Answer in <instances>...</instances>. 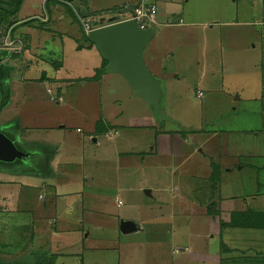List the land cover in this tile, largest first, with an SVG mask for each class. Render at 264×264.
<instances>
[{
  "label": "rangeland",
  "instance_id": "rangeland-1",
  "mask_svg": "<svg viewBox=\"0 0 264 264\" xmlns=\"http://www.w3.org/2000/svg\"><path fill=\"white\" fill-rule=\"evenodd\" d=\"M0 1L3 3L1 8L3 7L9 12L13 11V7L7 6L5 4L9 3L10 0ZM64 1L68 2L67 0H22L20 10L17 12V14L8 16L7 20L0 24V50H2L4 58L2 63H4V67L9 71L4 81L7 91L10 88L9 91L11 95V87H13V89L15 88V91L18 90L17 96H21V99L23 100V97L30 94H32V97H35L38 100H44L42 101V104L40 103L41 106H43L41 109L35 106V104L30 103L28 100H22L21 103H19L17 100L18 102L16 101V103L13 105L12 110L9 112V116L8 114L5 115L6 122L8 121L6 123L7 125L11 126L8 123L13 121L12 127H7L6 129H2L1 127L0 131L11 138H15L13 137L14 135H23L27 138L30 137L29 139L40 141V139L47 140L51 136L46 134L47 129H36V132H34L33 128L47 127L53 124L55 125L57 131L63 130L64 132L62 138L59 136H55L54 138L61 140L60 145L63 146H60V148H63V152L60 154L59 160H62L63 157H65V154H76L79 156L81 152L82 154L85 152V155L87 154V156L95 154L97 163L96 166L90 171L92 173V179L86 184L83 183L85 181V177L81 178V176H71L73 180H76V183L73 184L72 188L68 185H64V188H62L59 185L60 182L63 181L61 174L57 175L56 172L54 173V180L57 182L58 186L54 185L55 187H53L52 191L58 195H61L65 192H71L72 190L73 194H84L81 201L83 202V207L86 209L85 213L87 212V214L85 215L83 213L84 215H79L77 212H75L73 215V213L65 212L64 216H55L57 211L64 210V208L61 207V209H58L56 212L55 209H53L51 212L48 207L42 208V210L41 208L37 209V207H40V204L42 205L45 201H49L51 197L49 194L46 195L44 190H39V193L44 199L42 201L38 200L37 196L39 193H37V191H30V189L24 188L22 185L29 183L30 181L35 184L39 182V175H43V166L47 163L45 155L43 154L44 150H42L45 148V144L20 143V147L23 150H30L32 153L35 152L39 155V158L37 159L34 157L33 161H31L34 162V168L31 167V163L29 162L28 166H23L22 171L18 170L15 172L14 170L0 166V198L3 196H8L13 201L11 205L14 206L13 209L19 207L18 212L0 211V264L42 263L41 260L34 257V246L28 245L31 243V235L34 226H36L34 216H38L40 213L41 216H44L45 218L48 217V220L59 219V225L61 226L73 225L75 228H77L78 231L76 232V236H78L79 239L85 238L86 240L84 252L83 255L81 254V257L84 255L87 257H94L92 259L95 263L97 262L98 258H100L103 262L98 264H137V260L142 261L143 264H156L158 258L161 256L151 254V251L146 247L145 239L156 237L157 235L159 237H164L166 240L175 238L174 234H172V223L170 224L164 220V222H162L160 225H156L155 227H159V230L165 228V232L159 231L157 235L156 232L152 230L153 228L149 227V225H145V231L143 233H136L129 237L120 236L116 224L120 217L128 215L133 216L135 213H137L135 217H139L138 220H142L144 217L147 221L152 219L154 214L151 213L146 216L147 213L144 211L147 210L148 212L150 210H154L153 205L155 204V199H147L145 196H143V190H153L155 198L157 197V191H164L162 193L163 196L169 199V203H172L171 195L176 193L175 188H177L180 183H185L186 185L187 179L185 177V173L189 171L191 165L193 166V163L191 162L190 165L188 162L186 166L180 168V171L176 175H171L168 173L172 167L166 163L165 158L170 156L169 154L171 152L168 149V146L172 141L171 140L163 144H158L159 149H161L160 145H164L166 148L162 151L163 153L158 152L155 157H151V155L146 153L142 155H140L141 153L138 155H124L129 159V161H138L140 164L141 158L145 157L144 164L147 169H144L143 173L138 170H133L131 167V173L128 174H124V172H128L125 170V168L121 170L116 169L117 166H122V163L120 162L118 165L116 164L117 166H114L116 161L115 159L117 158L114 154V150L117 152V155L119 153L125 152L137 153L141 152V150L145 151L146 148L148 149V146L155 144L154 142L156 140L153 137L152 131H147V141H144L145 143L147 142L146 147L144 148L143 146H138L135 148V150L131 148L132 145L128 144L127 138L132 137V135L135 134L134 130L136 129H130L128 127L130 126L128 122V116L135 109H138V107L133 105L132 102H127L126 97L122 96L121 92L117 93L119 86L115 82H98L100 78H103L102 76H104V73H99L98 70L93 72V70H91V61L81 60L78 62V60L74 59L71 55L72 53L70 47L67 46L65 47H67L66 54L68 59L66 62H64L62 60V42L64 41H62L60 36L61 34L73 36L80 35V42L86 43V41L81 37L83 28L85 29L88 26L91 29H94L101 27L100 25L105 26L128 17L119 13L122 10L121 7H114L110 10L108 8L111 3H120V5H122L124 0H91L92 4H89L90 0H81V6H83L84 12L82 10H78L77 8H74L73 10L69 6H67L69 7L67 8L64 6L67 5ZM217 1L221 0H210V9L212 13H209V15L212 17L209 19V21L211 22L215 21L216 19L217 12L214 10V5ZM146 2L148 3L149 0ZM254 2H260L261 5H255V7H252V10H250L251 6L249 7L246 4V0H235L234 3L229 2L227 5L223 3L222 4L224 5L223 7H226L223 10L231 13V15L235 12H238L239 16H241L238 20L245 19V16L249 17V15L254 14L255 16L251 17H257L259 18V21H261L264 19V7L262 5L263 1L254 0L253 3ZM52 5H58L60 10L63 9L68 13L64 15V19L58 24L52 22L44 23L41 21L42 18H48L51 16L49 9ZM232 6H234V9L231 8ZM19 22L23 23L17 25ZM85 24H87V26ZM12 26H14V28L11 30ZM93 26L94 28H92ZM215 27L216 26H213V30H206L207 34L212 35L216 33V28L218 26L216 28ZM172 29L174 31H187L185 27H174ZM223 29H225L224 34H229V31H233L242 35L243 38L241 40V44L245 50H248V42L249 44L251 42L256 44V42L258 43V41H260L261 46L263 47L261 51H264V39L258 38L259 36L261 37V35H263L264 23H256L251 26L237 27L235 29L223 27ZM27 32H29L31 35H26L25 33ZM51 36L56 38L55 42L51 41ZM28 42L30 43L32 50L34 52L37 50L38 54L37 58L34 57V59L36 58L35 61L33 59L34 63L32 64L33 66L29 74V79L34 82L40 81L41 83H43L41 80L42 77L46 76V79H48V84L46 85H37L28 88L29 91H35L36 94L29 92L25 87L19 88L17 83L13 85L14 83L12 84V79L10 78L11 74H9L16 65L23 64L24 55L22 52H25V50L29 48L27 45ZM44 47L46 48L43 51L42 49ZM154 47L155 46H153V50ZM180 49L178 53L181 52L180 55H182V63L187 65L185 68L184 65H182L184 71L181 73L185 78H182L181 81L178 82L172 80L168 83L167 87H169V90L171 91L169 92V95H167L165 92V81L161 80V86L165 93L161 103L162 112L164 116L169 118L171 117L167 115H172L174 119L172 120L176 121V123L172 124L166 122V130L175 131L179 129V124L182 127L184 126L185 130L186 128L189 130H196L200 129L201 127L212 129L213 131L210 133L217 134L216 139H214L210 145L214 157H217L218 154H221V152H227L231 154L238 150H247L251 145L254 147L253 152L255 154H259L258 151L264 153V135L260 134L256 137L250 134L242 135L241 132L264 131V69L257 70L258 76H260V81L255 73H251V76H249L250 74L247 76L245 75L240 80H238L241 77L240 74L237 73L236 78L234 75L229 74L226 77V81H228V83H226L227 86L222 89V87L219 86V76L217 75L222 71V64L220 62L221 55L218 54L217 51H213V73L215 82L211 85H206V83H203L204 85H197V83L194 82L196 67L192 61H186L187 55H192L190 52L191 48L182 47V50ZM153 50L151 47H147L143 53V58L152 75L156 76L158 73L153 70L152 64L149 60V54H151ZM248 57L250 61L247 64L251 63V69L258 57L254 51H251ZM37 59L39 61H37ZM240 59L243 61V56H240ZM211 61L212 58L210 62ZM238 61L239 59H237L235 62ZM77 72L94 74V77H82L81 79H77L74 78ZM245 77L248 78L243 80ZM57 79H60V84L58 83L59 81H57ZM186 79L189 80V82L186 81ZM233 81L237 82L233 84ZM64 83H69L71 86H63ZM84 83H88V85L81 88L78 86V84ZM57 85L60 87L62 86L60 94L56 90ZM48 88L52 90L51 94H47L46 90ZM197 91H202L203 96L198 98L196 96L198 93ZM107 92L112 95H109ZM51 95L60 96L62 99L59 102L50 101ZM114 97H119V100L115 102L116 105H113L112 103V98ZM167 97L169 98V102ZM58 104H60L59 111L49 110V106L54 107L53 110H55V106ZM117 105H119V107ZM52 112L60 113L62 118L57 119L56 121H47L46 116ZM17 113H19V116H17ZM115 113H118V116L115 121L116 123L114 122L113 125L116 126L117 134L100 138V144L97 147H95L94 144H90L91 140L86 139L90 132L95 133L96 131L99 133L100 130L97 129L109 125L108 123L110 122L106 123V120L111 118V116L113 118ZM33 114H35V116H33ZM15 117L16 121L13 119ZM14 123H18V125H14ZM96 124H99L98 127H96ZM18 126L21 128V130L18 128ZM60 126L64 127L60 128ZM110 126L113 127L112 125ZM30 129L32 132L28 133L27 131ZM77 129L79 131H77ZM221 131H224L225 134L229 132L230 136L222 134ZM111 133L113 134L115 132L112 131ZM90 135L98 136L96 133ZM83 137H85V139H83ZM86 141L87 145L83 147L82 143H85ZM144 142L142 144H145ZM187 143L188 144H182V149H180V147L177 153L173 154V156L181 155V152L183 151L181 156L176 157L184 158L186 156L185 150H188L189 152L191 149L190 145L192 142L190 139H188ZM70 156L74 159L73 155ZM50 157L51 156H49L48 153L46 158L49 160ZM228 157L231 156H227L226 158ZM226 158V164L228 165L227 168L231 169L233 172H236L237 169L234 166L235 163H233V160L229 161ZM73 159H67L71 162H66L67 166L73 163ZM36 161L40 162L38 165L36 164L37 166H35ZM64 161L65 159L61 162L60 167H58V171H63L65 169L64 167H66V165L64 164ZM246 161L255 165L256 163L259 165L264 164V158L259 159V157L252 158L251 160L248 159ZM140 166L141 165H139V167ZM27 167L30 169H27ZM66 169L76 170L79 168L69 167ZM249 170L250 169L242 170L240 174H231V171L223 175L221 182L223 181L224 186L226 183L228 185L226 188H224L221 185L219 179V184L221 186L219 187L220 193L225 195L226 193H242L243 190H241L240 186L236 185V180L234 178H238V183L241 184V180H243L245 176H248ZM262 174H264V171L263 173H260V179H255V181L252 182L253 184L252 186H249L247 193L254 195L255 191L260 192L264 190V177H262ZM199 177L201 178L203 183L202 185L204 186L205 183L202 179V176ZM118 185L119 187H123V191L119 192L121 197L119 201L122 205L119 208L116 206L117 194L115 191L116 186ZM88 192H95V194L100 195V198L95 199L94 201L87 199L86 195ZM24 194L27 196V203L25 205L26 208H24L25 206L23 205L21 206V204L18 202L19 197L22 199ZM257 198L258 199L256 200L247 199L246 202L248 207L255 210H264V198ZM134 206L140 207V211H138ZM239 206L241 207V205ZM243 207L244 206H242L241 209H243ZM246 208L247 207L245 204V209ZM184 216L185 215L181 216V222L184 220ZM199 217L200 216H197L196 220H198ZM168 218H170V215ZM80 220H84V224L79 225L78 223ZM90 225L92 228H89ZM207 226L208 223L205 221L204 223L198 224L195 229L193 228L191 230V232L194 234L200 235L198 238V243H196L197 247L193 248V251H214L217 249L219 240L216 236L217 233L213 231L214 229L208 230ZM97 227H99V229ZM146 228H149L151 232L148 231V229L146 230ZM226 236L233 237V239H235L234 241L238 245L242 247L244 246V251H248L254 255H258V253H256L258 251L261 253L264 252V233L261 231L228 230V234H225L222 237L223 242H226ZM66 237L68 239L71 238L72 232L67 234ZM126 241L131 243L130 247H127L128 250L125 251ZM178 241L184 242V239L182 237H178ZM93 242H100L101 244L99 243V245L94 246ZM26 245V249L22 252L21 249ZM230 245L228 244L227 246ZM174 247L175 246L173 244L169 243L163 248L162 257L165 256L166 261H169V263H171L173 258L172 249H174ZM76 249L77 246L74 244H55L53 250L55 251V254H60L55 264H81L80 256H77V252H75ZM18 251L20 253H18ZM190 251L191 250H189V252ZM67 255L69 256L67 257ZM82 264L93 263L84 258ZM197 264H199V262Z\"/></svg>",
  "mask_w": 264,
  "mask_h": 264
},
{
  "label": "crops",
  "instance_id": "crops-1",
  "mask_svg": "<svg viewBox=\"0 0 264 264\" xmlns=\"http://www.w3.org/2000/svg\"><path fill=\"white\" fill-rule=\"evenodd\" d=\"M63 1V0H62ZM68 2H65L71 9L74 10V8H77L78 10L83 11V6H81V0H67ZM123 1V0H122ZM121 1V2H122ZM147 0H124L123 4L120 5V3H111L110 6H108L109 10L114 7H121L122 11L121 15L128 16L129 18L134 13V11L138 8H150L155 7L157 8V13L154 17V21L152 23H149V28H153L155 33L153 36L152 41L150 42V45L148 47H151L154 50L151 54H149V60L152 64L153 70H155L158 75L155 77L165 81V92L167 95H169L168 83L172 80L175 82L181 81L182 78H185L184 75L181 73L184 71L183 69L187 66L182 63V55L178 53L179 49L182 50V47H190L191 56L189 54L187 55L186 61H192L195 65V79L194 82L199 84L206 83L211 85L215 82V77L213 73V51H217L218 54L221 55L220 62L222 64V71L221 73H218L219 76L218 83H220V87L224 89L228 83L226 81V77L231 74L234 75L236 78V74H240V80L243 76H251V73H255L258 76L257 70L264 69V51H261L263 48L261 46L260 41L258 43L249 42L247 43V49L245 50L241 44V40L243 38L242 35H240L237 32L229 31V34H224L223 27H228L230 29H235L237 27H247L251 26L253 24H260L264 23V19L259 21V18L257 17H251L255 16L254 14L249 15V17L245 16V19L238 20L241 16H239L238 12H235L231 15V13L227 12L225 9L226 7H223V4H229V2L234 3L235 0H221L215 2L214 10L217 12L215 21L211 22L209 19H211L212 16L209 15V13H212L211 7H210V0H149V2H146ZM254 0H246V4L250 7V10H252V7H255V5L260 4V2H254ZM262 5L264 7V0ZM89 4H92V1H89ZM223 3V4H222ZM253 3V4H252ZM149 4V5H148ZM67 7V8H69ZM231 8L234 9V6ZM76 9V10H77ZM244 9V7H243ZM50 13L51 16L48 18H42L41 21L44 23H56L58 24L61 20L64 19V15L68 14L65 10L61 11L60 7L58 5H52L50 6ZM108 10V9H107ZM242 11V10H241ZM84 12V11H83ZM87 12V11H86ZM89 16V15H88ZM127 17V18H128ZM89 18V17H88ZM247 19V20H246ZM187 23H186V22ZM211 22V23H210ZM86 25V24H85ZM103 26V25H100ZM213 26H218L217 32L210 35L207 34L206 30L210 29L213 30ZM174 27H185L187 31L184 30H177L174 31L172 28ZM90 28V27H89ZM94 28V26L92 27ZM238 31V30H237ZM84 28L81 37L84 39ZM26 35L30 36L31 34L29 32L25 33ZM60 38L62 39V45H63V54H62V60L64 62L67 61V54H66V48L70 47L71 55L74 59L78 60L80 62L83 61H91V70L93 72L95 70H99L104 65V60L100 57L98 51L96 50L95 46L88 42L86 39V43L80 42V35H67V34H61ZM258 38L264 39V30L263 35ZM51 41L55 42L56 38L51 36ZM22 44V43H21ZM29 46L28 49L25 50V52H22L24 55L23 57V64L16 65L13 70L9 73L11 74L10 78L12 79V84L20 87H25L27 90L30 87H34L37 85H46L48 84L47 77H42L40 81H32L29 79V74L32 69V64L34 57L37 58V50L34 52L32 50V47L30 43L27 44ZM67 46V47H65ZM46 47H44L42 50L44 51ZM215 49V50H214ZM251 51L256 52V55L258 57L257 61L254 62L253 67L250 69L251 63L247 64L249 60V53ZM183 52V51H182ZM185 55V54H184ZM216 55V53H215ZM240 56H243V61H241ZM35 58V59H36ZM212 58V61L210 62ZM34 59V61H35ZM189 59V60H188ZM237 59H239L238 62H235ZM37 61H39L37 59ZM211 65H210V64ZM186 64V62H185ZM68 66L67 64H65ZM184 65V68L182 67ZM99 67V68H98ZM94 68V69H93ZM98 68V69H97ZM231 72V73H230ZM233 72V73H232ZM235 72V73H234ZM241 72V73H239ZM83 74V75H82ZM94 74H86L82 72H77L76 76L74 78L81 79L84 78H93ZM103 78H100L98 82L107 81L105 83H108L110 81L115 82L118 86V92L122 93V96L126 97L127 102H132L133 105H136L138 109H135L129 117V125L130 129H136L135 134L132 135V137L127 138L128 144L132 145V149L135 150L138 146H143L144 148L147 145L146 134L147 131H152L153 137L155 138V144L149 145L148 149L146 148L145 151L141 152H125V153H119L117 155V152L114 150V154L117 157L115 160V165L117 166L120 162L122 163V166H117V170H121L125 168L128 172H124V174L131 173V168L133 170H138L143 173L144 169H147L145 166V157L141 158V164L138 161H129L127 157L124 155H140L146 153L151 155V157H155V155L158 154V152H162L166 147L164 145H160V148L158 147V144L170 142L168 149L170 150V156L165 158L166 163L172 167V169L169 170V174L176 175L180 171V168L183 166H186L188 162L191 165V162L193 163V166L191 165L189 171L185 173V177L187 179L186 185L185 183H180L177 188H175L176 193L171 195V202L169 203V199L165 196H163L162 191H157V197H154L153 190L150 189H144L143 190V196H145L147 199H155L154 200V210H150L147 212L145 210L144 212L147 213L146 216L153 213L154 216H152V219L149 221L145 220V217L142 218V220H138L137 217H135V214L133 216H122L118 219V222L116 224L118 233L122 237H129L131 235H134L136 233H143L145 231L144 227L145 225H149V227L153 228L152 230L156 232V235L159 231L165 232V228L159 230V227H155L156 225H160L164 220H166L168 223H172V234H174L175 238H171V240H166L164 237H159L158 235L156 237H151L149 239H145L146 247L151 251V254H155L157 256H161L158 258V261L156 264H264V252L261 253L260 251L256 252L258 255H254L253 253H249L248 251H244V246L238 245L233 239V237H227L226 236V242L232 246H227L228 244L224 241H222V237L225 234H228V230H256L261 231L264 233V210H255L247 205V199H253L256 200L259 198H264V190L262 191H255L254 195H251L248 192L249 186H252V182L255 181V179H260V173L264 171V164L259 165L258 163H248L246 160L252 159V158H264V153L259 152V154H255L253 152L254 147L251 145L248 147L247 150L242 149L238 150L236 152H233L231 154L227 152H221V154H218L217 157H214L213 152L211 151V143L216 139L217 134L216 133H210L213 130L208 128H200L196 130H189L185 127L181 126L179 124V129L175 131H167L166 130V122L168 123H176V121H173L172 115L170 116L172 121H163L160 122L156 120L153 117V114L151 110L148 108L146 103L138 96H135L133 91L129 88L127 83L124 81V79L117 75V74H106L104 73ZM248 77H245L243 80H245ZM258 79L260 81V76H258ZM60 84V79H57ZM186 81L189 82V80L186 79ZM65 82V81H64ZM79 82V81H77ZM237 81H233L232 83L235 84ZM94 84V83H93ZM71 86L69 83H64L63 86ZM88 83L84 84H78V86L86 87ZM196 85V86H197ZM204 85V84H203ZM205 85V86H206ZM62 86L60 87L57 85V92L60 94ZM15 89V88H14ZM13 87H11V95H10V88L8 89L7 98L5 99L4 104L0 107V128L6 129L7 127H12V123H8L11 126L7 125L6 123V117L5 115L8 114L10 110H12L13 105L18 100L19 103L23 99H21V96H17L18 90H14ZM37 89V88H36ZM29 91V90H28ZM27 91V92H28ZM214 91V90H213ZM16 92V93H15ZM31 92V91H29ZM47 94H51L52 90L48 88L46 90ZM198 93L196 96L198 98L203 96L202 91H197ZM15 93V94H14ZM31 93H35V91H32ZM109 95V92H107ZM30 94V93H29ZM66 94V91H65ZM263 94V92H262ZM261 94V97H262ZM57 95V94H56ZM33 95H26L23 101L28 100L30 103L35 104L38 108L41 109L42 99H37L35 97H32ZM260 97V98H261ZM168 98V97H167ZM166 98V99H167ZM58 99V100H57ZM60 96H50V101H61ZM38 100V101H37ZM119 100V97L112 98L113 105H116L115 102ZM17 101V102H18ZM169 102V98H168ZM41 103V104H40ZM18 104V103H17ZM119 107V105H117ZM116 106V107H117ZM49 110L52 111H59L60 104L54 107L49 106ZM119 113V112H118ZM118 113H115L114 117L109 118L106 120V123L109 125L104 126L103 128H99L97 130H100L99 133L95 131L98 136L90 135L95 134L90 132L89 136L86 137V139H90L91 143L94 144L95 147H97L100 144V138L107 137L110 135H116V126L113 125L114 122L117 119ZM122 115V114H121ZM17 116H19V113H17ZM35 116V114H33ZM62 118L61 114L58 112H52L46 116L47 121H56L57 119ZM16 121V117L13 118ZM18 119V117H17ZM116 123V122H115ZM207 123V122H206ZM205 123V124H206ZM2 125V126H1ZM14 125H18V123H14ZM13 125V126H14ZM112 125L113 127H111ZM163 125V127H162ZM64 126H60L62 128ZM158 127V128H156ZM18 128L21 130V128L18 126ZM34 132H36V129H47L46 134L50 135L51 137L49 139H40V141H37L35 139H29L30 137H24L23 135H14V139L17 143H40L43 145L45 144V148L43 154L45 155V159L47 160V163L43 166V175H39V182L32 183L31 181L29 183H25L22 185V187L35 190L37 193H39V190H44L46 192L45 194H49L51 197L49 201H45L42 205L40 204V207H37V209L42 210V208L48 207L51 212L53 209H55V212L58 209L64 208V210H60L56 212V215L64 216L66 213H74L77 212L79 215H86L85 213L86 209L83 207V202L81 199L83 198L84 194L76 193L73 194V190L71 192H65L61 195L56 194L52 191L53 187L57 185V182L54 180V173L56 172L57 175L61 174L63 181L60 182V187L64 188V185H68L71 188L73 187V184L76 183V180H73L71 176H81V178L85 177V181L83 183H88L89 180L92 178V173L90 172L95 166H96V156L95 154L87 156V154H65L62 160H59L60 154L63 152V148H60L61 140L54 139L55 136H59L62 138L64 135L63 130L57 131L55 125L51 124L47 127H34ZM96 129V128H95ZM118 129V128H117ZM174 130V129H169ZM77 131H79L77 129ZM114 131L115 133H111ZM28 133H31L32 130L30 129L27 131ZM243 134H250L253 136H259L264 135V131H241ZM240 132V133H241ZM183 133V134H182ZM222 134L230 136V133L227 132L225 134L224 131H221ZM174 134V135H173ZM190 137V138H188ZM85 139V137H83ZM190 139L191 143V149L185 150L186 156L184 158L176 157L181 156L183 151L181 152V155L173 156V154L177 153L179 148L182 144H188L187 141ZM88 141V140H87ZM87 141L83 144V147L87 145ZM63 142V141H62ZM145 144H142V143ZM157 142V143H156ZM173 142V143H172ZM172 143V145H171ZM228 144V143H227ZM226 144V146H227ZM171 145V146H170ZM210 146V148H209ZM63 147V146H61ZM182 149V147L180 148ZM229 150V149H227ZM51 156L48 160L46 158V155ZM163 153V152H162ZM73 155L74 159L70 156ZM227 156H231L226 158ZM161 157V156H159ZM149 158V157H148ZM170 158V159H169ZM226 159L229 161L233 160L234 166L236 167L237 171L233 172L231 169L227 168ZM65 159V165L66 168H79V169H64L58 171V167H60L61 162ZM67 159H73V163L68 165L66 162H70ZM148 161V160H147ZM184 161V162H182ZM71 163V162H70ZM237 163V164H236ZM117 164V165H116ZM139 165L143 167H139ZM198 165V167H197ZM57 167V168H56ZM46 168V169H45ZM88 168V169H86ZM196 168V169H195ZM82 169V170H80ZM86 169V170H85ZM250 169L248 176L244 177L243 180H241V184L238 183V178H234L236 180V185L240 186L242 193L239 194H221L220 193V182L222 180V176L225 175L228 172H231V174H240L242 170ZM262 169V171H261ZM196 172V173H195ZM244 173V172H243ZM128 176V175H127ZM199 176H202V179L205 183L203 186L201 178ZM262 177H264V174H262ZM163 181V179H162ZM264 181V180H263ZM190 183V184H189ZM55 185V186H54ZM221 185L226 188L228 185L227 183L223 184V181L221 182ZM58 186V185H57ZM123 187L116 186V206L119 208L122 206L120 203V191L122 192ZM97 192V191H96ZM170 195V194H169ZM24 197L21 199L19 197L18 202L21 204V206L26 205V194L23 195ZM38 200H43V196L39 193L37 196ZM87 199H91L94 201L95 199L100 198L99 194H95V192H88L86 195ZM73 199V200H71ZM91 201V202H92ZM246 202V203H245ZM13 203L12 199L8 196L1 197L0 198V211L1 212H18V208H14V206H11ZM93 203V202H92ZM245 204L246 208L245 209ZM19 205V204H17ZM48 205V206H47ZM244 206L243 209L239 206ZM11 206V207H10ZM135 207V206H134ZM151 207V206H149ZM148 207V208H149ZM26 208V206L24 207ZM138 211H140V207H135ZM8 209V210H7ZM12 209V210H11ZM151 209V208H150ZM7 210V211H6ZM135 210V209H134ZM81 212V213H80ZM84 213V214H83ZM71 215V216H73ZM170 215V218H168ZM184 216V220L181 222V216ZM237 215L236 222L234 224V221L232 220L233 216ZM263 215V216H262ZM54 216V215H52ZM139 216V215H138ZM189 216V217H188ZM197 216H200L198 220ZM195 217V218H194ZM240 217L245 220L246 218H255L257 220V223L255 226L251 228L246 227H240ZM34 220L36 221V226H34L32 235H31V243L28 245L34 246V254L35 258H38L42 261L41 264H55L58 256L60 254H55L54 245L55 244H61V245H76L77 249L75 252H77V256H80L81 264L84 260V258L88 259V261H91L93 264H98L103 261H101L100 258H98L97 262L95 263L92 258L94 257H87L83 256L84 248H85V238L79 239L78 236H76V232L78 231L77 228L72 226H61L59 225L60 221L59 219H52L48 220V217L41 216V213L38 216H34ZM207 221L208 226L207 229H214L213 231L217 233L218 237V247L214 251H200L196 252L193 251V248H196L198 243L199 234H194L191 232V230L196 228L198 224L204 223ZM84 220H80L78 223L84 224ZM77 225V224H76ZM89 228H92L90 225ZM99 229V227H97ZM151 232L149 228H146V230ZM183 230V231H182ZM72 232V237L67 238L66 235L70 234ZM162 232V233H163ZM161 233V236H162ZM88 236V235H87ZM178 237H182L184 239V242L178 241ZM18 244L17 242H15ZM100 242H93V245H99ZM129 241H126V248L125 251L128 250L127 247H130ZM173 244L175 247L172 249V261L169 263V261H166L165 256L163 255V248L166 244ZM50 244V245H49ZM101 244V243H100ZM133 244V243H132ZM227 244V245H226ZM49 245V247H48ZM92 245V246H93ZM196 245V246H195ZM91 246V245H89ZM27 245L22 248L25 250ZM97 248V247H95ZM93 249V248H92ZM89 249V250H92ZM124 250V249H123ZM148 250V251H149ZM189 250H191L189 252ZM80 251V253H79ZM147 251V252H148ZM25 252V251H24ZM18 253H20L18 251ZM82 254V255H81ZM69 255H67L68 257ZM176 257V258H175ZM31 258V256H30ZM25 259V258H24ZM37 259V260H38ZM146 259V258H143ZM62 260V258H61ZM137 264H143L142 261L137 260ZM146 263V262H145ZM147 264V263H146Z\"/></svg>",
  "mask_w": 264,
  "mask_h": 264
},
{
  "label": "water",
  "instance_id": "water-1",
  "mask_svg": "<svg viewBox=\"0 0 264 264\" xmlns=\"http://www.w3.org/2000/svg\"><path fill=\"white\" fill-rule=\"evenodd\" d=\"M20 23L23 22L17 25ZM154 33L153 28L140 29L135 19H128L91 29L84 37L106 62L104 73L121 76L134 95L146 103L156 120L172 121L161 109L165 96L161 80L152 75L143 58ZM24 157L26 154L0 131V162L13 163Z\"/></svg>",
  "mask_w": 264,
  "mask_h": 264
},
{
  "label": "trees",
  "instance_id": "trees-1",
  "mask_svg": "<svg viewBox=\"0 0 264 264\" xmlns=\"http://www.w3.org/2000/svg\"><path fill=\"white\" fill-rule=\"evenodd\" d=\"M21 1L22 0H10L9 3H5L7 6L13 7V11L12 12L6 11L2 7L4 9L3 10L1 8V6H2L3 3H1V1H0V24L2 22H5L7 20V18H8V16H10V15L13 16V15L17 14V12L20 10V7H21ZM14 23H16V22H14ZM10 27H11V25H10ZM105 66H106V62L104 61V65L98 70V72L99 73H104V67ZM7 73H8V70L5 67H1L0 68V107L4 104L5 99H6V95H7V89H6L5 83H4V81H5L6 77H7ZM98 125L99 124H96V127H98ZM6 136L15 144V146H16V148L18 150H20L21 152H23V153L26 154V157H24V158H22L20 160H15L13 163H3V162H0V166L1 167H4V168H8L10 170H14L15 172H17L18 170H21L22 171L23 170V166H25V167H26V165L28 166L29 165L28 163L30 162L31 163V167L34 168L33 167L34 162H31V161H33L34 157L38 159L39 158V155L36 154L35 152L32 153V151H30V150L29 151L23 150L20 147V144L17 143L14 138L9 137L8 135H6ZM36 162H35V166H37L38 163H40L38 161H36ZM27 169H30V168L27 167ZM233 218L232 219L234 221V224L237 223L236 222L237 215H234ZM256 223H257V220L255 218H252V217L246 218L245 220L243 219V222H242V218L240 217V227L251 228V227L255 226Z\"/></svg>",
  "mask_w": 264,
  "mask_h": 264
},
{
  "label": "built area",
  "instance_id": "built-area-1",
  "mask_svg": "<svg viewBox=\"0 0 264 264\" xmlns=\"http://www.w3.org/2000/svg\"><path fill=\"white\" fill-rule=\"evenodd\" d=\"M156 13H157V9L154 7H150L149 9L138 8L134 11V13L131 15L130 18L118 20L116 22L128 20V19H135L139 24V28L145 29V28L149 27V23H152L154 21V17L156 15ZM116 22H114V23H116ZM86 26H87V24H86ZM89 30H91V28H89L88 26L84 29L85 32H87Z\"/></svg>",
  "mask_w": 264,
  "mask_h": 264
},
{
  "label": "flooded vegetation",
  "instance_id": "flooded-vegetation-1",
  "mask_svg": "<svg viewBox=\"0 0 264 264\" xmlns=\"http://www.w3.org/2000/svg\"><path fill=\"white\" fill-rule=\"evenodd\" d=\"M4 58H3V52H2V50H0V68L1 67H4V63H2V60H3ZM9 72V71H8ZM8 74V73H7ZM6 87V86H5Z\"/></svg>",
  "mask_w": 264,
  "mask_h": 264
},
{
  "label": "clouds",
  "instance_id": "clouds-1",
  "mask_svg": "<svg viewBox=\"0 0 264 264\" xmlns=\"http://www.w3.org/2000/svg\"><path fill=\"white\" fill-rule=\"evenodd\" d=\"M112 24V23H111ZM149 28V27H148Z\"/></svg>",
  "mask_w": 264,
  "mask_h": 264
}]
</instances>
